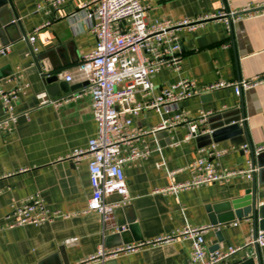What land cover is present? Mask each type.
<instances>
[{"label": "crops", "instance_id": "crops-1", "mask_svg": "<svg viewBox=\"0 0 264 264\" xmlns=\"http://www.w3.org/2000/svg\"><path fill=\"white\" fill-rule=\"evenodd\" d=\"M91 1L68 0L54 8L44 4L45 0H13L8 8L0 9V43L10 47V53L0 57V86L14 89L15 84L7 81L16 75H23L30 85L16 101L17 112L28 117L19 119L12 134L0 130L2 264H82L101 249L165 237L185 226L208 225L212 228L205 233V241L210 251L242 248L230 258V264H264V247L247 246L254 227L246 206L255 185L261 200L264 197V152L255 155L257 146L264 145V0H140L150 24L219 15L225 7L242 13L229 27L223 18H216L195 32H182V70H163L155 75L157 92L187 78L203 88L221 81L258 82L242 90L239 97L228 88L181 102L179 108L190 119L198 121L202 114H208L205 123H199L206 133L197 138L188 139L187 124L168 130V137L151 134L163 122L155 111L134 118L129 130L143 133L135 147H148L152 153L148 159L124 167L132 200L115 210L105 232L100 216L87 212L93 192L88 160L77 164L70 158L85 150L97 133L92 101L84 92L87 86L53 96L34 61V56L43 55L62 65L64 75L73 76V81L67 82L70 85L87 81L80 62L91 53L97 38L93 22L79 11ZM248 5L252 12L243 13ZM32 36L35 41L31 45ZM32 47L37 52L31 54ZM41 93L54 100L68 95L73 98L60 106L41 105L37 97ZM137 98L141 99L140 95ZM241 103L246 117L240 125H245L247 132L231 138L227 133L218 136L220 141L212 144L225 152L212 161L220 170L230 171L247 170L248 162L253 161L258 168L253 179L241 175L229 183H212L178 194L163 192L192 178L191 165L208 154L206 135L212 134V128H222L223 121L240 119ZM222 111L230 112L228 120L211 118ZM233 141H244L240 146L246 143L251 149L235 148ZM36 194L59 216L53 224L11 228L7 217L14 206ZM190 257V242L178 241L89 264H186Z\"/></svg>", "mask_w": 264, "mask_h": 264}, {"label": "built area", "instance_id": "built-area-1", "mask_svg": "<svg viewBox=\"0 0 264 264\" xmlns=\"http://www.w3.org/2000/svg\"><path fill=\"white\" fill-rule=\"evenodd\" d=\"M67 1L45 0L44 4L59 8ZM39 8H42V5H39ZM251 10V6L248 5L242 11L249 13L252 12ZM79 13L93 22L92 31L97 38L91 53L84 56L80 62L82 74L89 84L84 92L92 101L97 133L89 141L85 150L74 152L70 158L77 164L88 160L90 185L93 192L88 201L87 212L97 213L100 216L105 232L110 227L115 210L130 204L132 200L124 167L146 160L152 153L148 147L142 150L135 147V142L143 133L129 130L134 118L143 113L155 111L162 117L163 122L158 128L152 130L151 134L187 124L190 130L188 139L197 138L206 133L200 130L199 123L204 124L208 114H202L198 121L190 119L179 108L181 102L204 93L228 88L234 89L235 95L239 97L242 90L253 87L258 81H221L203 88L196 81L187 78L163 86L157 92L159 87L153 82L155 75L163 70L176 72L182 70L181 33L195 32L206 21L216 18H223L229 27L233 21L242 17V13L234 12L227 7L219 15L151 24L148 22L146 9L140 0H92L83 4ZM29 41L32 45L35 36H32ZM30 51L32 54L37 52V49L32 47ZM9 53L10 47L0 43V57L7 56ZM67 80L73 81V76L68 74ZM7 82L14 83L15 88L5 90L0 86V101L3 106L0 130L5 134H12L19 119L28 117V114L17 112L16 101L26 93L30 85L26 83L23 75H16ZM137 95H140L141 99H138ZM37 97L41 105L55 106H60L63 102L68 103L73 98L72 95H68L63 99L54 100L46 93H41ZM171 113H173L171 118H167V115ZM235 148H241L247 152L251 149L246 143ZM206 151L208 153L206 158H201L191 165L193 176L189 181L172 184L163 192L178 194L190 189L207 187L212 183H229L231 179L241 175L247 180H252L258 172L253 161L248 162L247 170H220L212 160L221 156L225 150H219L215 144H211ZM262 152H264V145L257 146L255 155ZM162 166L165 167L164 162ZM114 196L118 199H114ZM58 216L56 212L51 213L44 199L36 194L14 206L7 218L10 220V227L17 228L53 224ZM234 225L237 226V223ZM211 228L210 225L185 226L165 237L124 244L113 249H101L82 264L119 258L137 253L143 248L178 241L190 242L191 257L186 264H230V258L239 253L242 248L229 247L225 250L210 251L206 245L205 233ZM123 229L122 227L121 231ZM251 234L247 246L258 250L263 248L264 231L253 230ZM0 264H2L1 260Z\"/></svg>", "mask_w": 264, "mask_h": 264}, {"label": "water", "instance_id": "water-1", "mask_svg": "<svg viewBox=\"0 0 264 264\" xmlns=\"http://www.w3.org/2000/svg\"><path fill=\"white\" fill-rule=\"evenodd\" d=\"M13 0H0V9H6L9 5H12ZM6 7V8H5ZM48 58L44 57L43 55L34 56V61L36 64V67L39 68L45 85L49 87V93L53 96L59 95L61 93L67 94L70 91H76L80 90L86 86H88V81H86L84 84H77V85H70L67 80V75H64L65 67H63L60 64H54L53 62H50L51 60H47ZM63 78L65 81H63ZM240 110V113H239ZM239 110L237 111L239 114H241L240 119H232L231 121H223L224 126L220 129H211L212 134L206 135L207 138H209L208 143L206 145L214 143H218L220 140L217 139L218 136L222 135L223 133H227L229 137H233L234 134H242L244 132H247L245 129V125L241 126V123H244L245 114H244V104L241 103L239 106ZM230 112L228 111H222L220 114H216L215 116L211 117L213 118H221V119H227ZM226 115V116H225ZM223 116V117H222ZM212 119L210 122H212ZM242 120V122H240ZM228 120V119H227ZM159 138L168 137L169 133L167 131H159L156 133ZM201 139V138H199ZM169 144L170 141H168ZM244 141H233V143L238 147L240 146V143H243ZM263 200V201H262ZM261 200L257 186L255 185L252 189V194L249 198V201L247 203L248 213L249 217L252 220L254 231L258 232L264 231V197Z\"/></svg>", "mask_w": 264, "mask_h": 264}]
</instances>
